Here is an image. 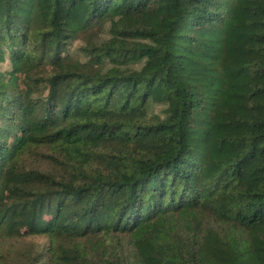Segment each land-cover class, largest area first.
<instances>
[{
  "label": "trees",
  "instance_id": "16d2710c",
  "mask_svg": "<svg viewBox=\"0 0 264 264\" xmlns=\"http://www.w3.org/2000/svg\"><path fill=\"white\" fill-rule=\"evenodd\" d=\"M5 62L0 264H264V0H0Z\"/></svg>",
  "mask_w": 264,
  "mask_h": 264
},
{
  "label": "rangeland",
  "instance_id": "374dc122",
  "mask_svg": "<svg viewBox=\"0 0 264 264\" xmlns=\"http://www.w3.org/2000/svg\"><path fill=\"white\" fill-rule=\"evenodd\" d=\"M81 38L76 39L73 41L71 52L74 53L75 49L80 47L82 45ZM83 60L84 57H81ZM8 68V63L5 62L3 64H0V70H4ZM155 111L161 110V106L155 105L153 108ZM43 151V150H42ZM22 159H25L27 161V165H34L39 167L40 169H49V163H47L45 160H41V156L39 155H31L30 151H25L22 155ZM47 237L43 235H29V236H23V237H17V238H0V250L3 249H18L23 245H35V246H41L47 243Z\"/></svg>",
  "mask_w": 264,
  "mask_h": 264
}]
</instances>
